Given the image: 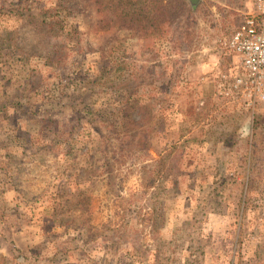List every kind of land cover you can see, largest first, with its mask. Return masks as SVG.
Returning <instances> with one entry per match:
<instances>
[{
	"label": "rangeland",
	"instance_id": "1",
	"mask_svg": "<svg viewBox=\"0 0 264 264\" xmlns=\"http://www.w3.org/2000/svg\"><path fill=\"white\" fill-rule=\"evenodd\" d=\"M162 1L0 0V264H264V105L216 88L252 0Z\"/></svg>",
	"mask_w": 264,
	"mask_h": 264
},
{
	"label": "built area",
	"instance_id": "2",
	"mask_svg": "<svg viewBox=\"0 0 264 264\" xmlns=\"http://www.w3.org/2000/svg\"><path fill=\"white\" fill-rule=\"evenodd\" d=\"M254 11L245 14L225 40L228 52L238 58L233 71L220 75L217 93L240 99L251 107L264 101V0H252Z\"/></svg>",
	"mask_w": 264,
	"mask_h": 264
},
{
	"label": "trees",
	"instance_id": "3",
	"mask_svg": "<svg viewBox=\"0 0 264 264\" xmlns=\"http://www.w3.org/2000/svg\"><path fill=\"white\" fill-rule=\"evenodd\" d=\"M175 1L177 7L186 5L185 0ZM108 2L109 7L114 10L113 12L121 22V25L130 28L134 32H154L163 23L167 22L168 5H170L167 1L162 3V0H108ZM47 11L49 14H55L57 8H47L44 12L47 13ZM135 107V102L123 107V116L131 117V112ZM130 120L134 121L132 118Z\"/></svg>",
	"mask_w": 264,
	"mask_h": 264
},
{
	"label": "crops",
	"instance_id": "4",
	"mask_svg": "<svg viewBox=\"0 0 264 264\" xmlns=\"http://www.w3.org/2000/svg\"><path fill=\"white\" fill-rule=\"evenodd\" d=\"M232 57L234 58L233 59V64H232V66L230 67V72H232L233 71V67H236V66H238V58L237 57H235V56H233L232 55ZM236 58V59H235ZM219 72H215V73H212L210 76L213 78L215 75H217ZM218 76V75H217ZM213 80V79H212ZM219 101V100H218ZM217 101V102H218ZM222 102H223V100H222ZM220 104V103H219ZM219 104L218 105H216V103H215V107H214V109L216 108V106H219ZM257 104H262V105H264V101H260V102H258ZM222 107H226L225 108V112H227V115H228V113H231V114H233V115H237L238 113H239V111L237 110V109H227V107H230V106H228V105H226L224 102L222 103V104H220ZM220 106V107H221ZM260 108L259 109H261L262 107H264V106H259ZM253 111V110H252ZM262 111H264V110H262ZM262 111H260V112H262ZM235 112H236V114H235ZM257 117V116H256ZM262 117H264V114H262ZM16 199H17V197H15Z\"/></svg>",
	"mask_w": 264,
	"mask_h": 264
},
{
	"label": "water",
	"instance_id": "5",
	"mask_svg": "<svg viewBox=\"0 0 264 264\" xmlns=\"http://www.w3.org/2000/svg\"><path fill=\"white\" fill-rule=\"evenodd\" d=\"M192 6H195L199 0H188Z\"/></svg>",
	"mask_w": 264,
	"mask_h": 264
}]
</instances>
